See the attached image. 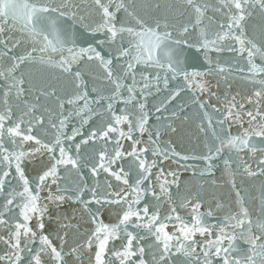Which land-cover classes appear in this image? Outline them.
<instances>
[{
  "label": "snow or ice",
  "instance_id": "1",
  "mask_svg": "<svg viewBox=\"0 0 264 264\" xmlns=\"http://www.w3.org/2000/svg\"><path fill=\"white\" fill-rule=\"evenodd\" d=\"M0 264H264V0H0Z\"/></svg>",
  "mask_w": 264,
  "mask_h": 264
}]
</instances>
